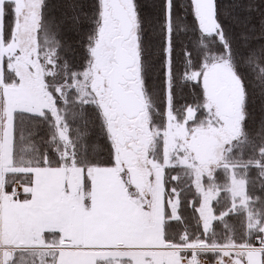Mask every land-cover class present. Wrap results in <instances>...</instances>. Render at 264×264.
<instances>
[{
    "label": "snow or ice",
    "instance_id": "obj_1",
    "mask_svg": "<svg viewBox=\"0 0 264 264\" xmlns=\"http://www.w3.org/2000/svg\"><path fill=\"white\" fill-rule=\"evenodd\" d=\"M0 264H264V0H0Z\"/></svg>",
    "mask_w": 264,
    "mask_h": 264
}]
</instances>
